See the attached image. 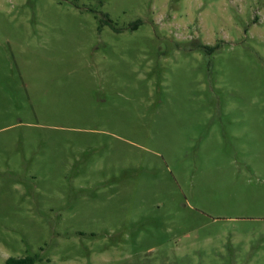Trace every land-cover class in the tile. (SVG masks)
I'll list each match as a JSON object with an SVG mask.
<instances>
[{"label": "rangeland", "instance_id": "374dc122", "mask_svg": "<svg viewBox=\"0 0 264 264\" xmlns=\"http://www.w3.org/2000/svg\"><path fill=\"white\" fill-rule=\"evenodd\" d=\"M264 264V0H0V264Z\"/></svg>", "mask_w": 264, "mask_h": 264}, {"label": "trees", "instance_id": "16d2710c", "mask_svg": "<svg viewBox=\"0 0 264 264\" xmlns=\"http://www.w3.org/2000/svg\"><path fill=\"white\" fill-rule=\"evenodd\" d=\"M37 256H26L23 258L9 257L4 264H34Z\"/></svg>", "mask_w": 264, "mask_h": 264}]
</instances>
